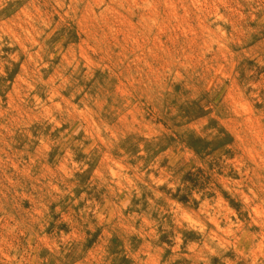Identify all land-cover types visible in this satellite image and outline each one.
I'll use <instances>...</instances> for the list:
<instances>
[{"label": "rangeland", "instance_id": "1", "mask_svg": "<svg viewBox=\"0 0 264 264\" xmlns=\"http://www.w3.org/2000/svg\"><path fill=\"white\" fill-rule=\"evenodd\" d=\"M0 264H264V0H0Z\"/></svg>", "mask_w": 264, "mask_h": 264}, {"label": "bare ground", "instance_id": "2", "mask_svg": "<svg viewBox=\"0 0 264 264\" xmlns=\"http://www.w3.org/2000/svg\"><path fill=\"white\" fill-rule=\"evenodd\" d=\"M79 110H80V109H79ZM81 110H82V108H81ZM48 113H49V112H48ZM85 118H86V117H85ZM89 122H90V121H89ZM96 130H97V129H96ZM85 131H86V130H85ZM67 140H68V139H67ZM97 145H98V144H97ZM94 148H95V147H94ZM68 149H69V148H68ZM93 150H94V149H93ZM101 150H102V149H101ZM67 152H69V151H67ZM87 152H88V151H87ZM86 157H87V156H86ZM75 159H76V158H75ZM51 160H52V159H51ZM66 160H67V159H66ZM103 160H104V159H103ZM94 161H95V160H94ZM76 162H77V161H76ZM76 162H75V163H76ZM95 163H96V162H95ZM95 163H94V164H95ZM85 164H86V163H85ZM14 165H15V164H13V166H14ZM94 169H95V168H94ZM94 169H93V170H94ZM64 170H65V169H64ZM64 170H63V171H64ZM86 171H87V169H86ZM99 172H100V171H99ZM84 173H85V172H84ZM67 174H68V173H67ZM81 176H82V175H81ZM8 178H9V177H8ZM83 178H84V177H83ZM86 182H87V181H86Z\"/></svg>", "mask_w": 264, "mask_h": 264}]
</instances>
